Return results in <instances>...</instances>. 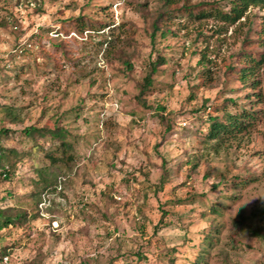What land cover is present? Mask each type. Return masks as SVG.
Segmentation results:
<instances>
[{"label":"rangeland","instance_id":"rangeland-1","mask_svg":"<svg viewBox=\"0 0 264 264\" xmlns=\"http://www.w3.org/2000/svg\"><path fill=\"white\" fill-rule=\"evenodd\" d=\"M165 11L163 0H0V102L20 119L0 109V129H11L1 144L22 154L11 178L0 174V207L28 213L0 229V264H195L200 255L198 264H264V239L253 234L264 233V63L256 86L227 66L264 51V8L227 28L164 22ZM81 15L108 27L71 33L68 59L24 56L41 37L64 40L63 21ZM204 53L213 78L202 82ZM161 55L168 62L152 72ZM230 98L229 110L255 109L259 119L222 145L206 142L208 107ZM29 125L68 129L71 169L50 167L56 142L36 146ZM44 167L58 189L36 207Z\"/></svg>","mask_w":264,"mask_h":264},{"label":"trees","instance_id":"trees-1","mask_svg":"<svg viewBox=\"0 0 264 264\" xmlns=\"http://www.w3.org/2000/svg\"><path fill=\"white\" fill-rule=\"evenodd\" d=\"M165 6V12L160 15V19L164 22H171L175 20H187L191 21H214L220 24L222 27H230L240 25L244 18H248L249 11L252 7L264 8V0H200L198 3H193L192 0H163ZM108 25L106 21L94 20L89 16L81 15L75 18L66 19L63 21V28L60 31L65 35V39L62 41H52L47 38L41 37L42 43L39 44L40 49L25 47L22 49L24 56L37 60L40 57L45 58L48 55H52L57 61L58 58L68 59L71 53V48L76 45V38L71 33L77 35H85V32L92 34H99L98 32L104 31ZM158 28V27H156ZM250 29L254 30V27L250 26ZM126 31L130 35H134L135 31L131 27H127ZM259 38L257 40L264 41V22L256 30ZM165 34V33H163ZM104 42V41H103ZM105 43L108 47V53L110 50H114L115 39L107 38ZM51 52V53H50ZM168 60L164 56H159L158 59L151 63L152 72L157 70V66L160 64H166ZM211 62L207 54L204 53L201 63L204 66V70L200 75L202 82L208 79H212V69L207 67V63ZM238 64H232L230 62L228 70L231 74L236 76L239 80L247 82L248 80L254 81L256 86L255 76L260 69L262 63H264V51L254 52L248 51L241 54ZM130 68L132 65L128 62ZM153 80L151 75H147L142 85V91L145 93L152 86ZM230 104H237L235 99L230 98L224 100L221 104L209 106L210 113L207 116L206 122L208 123V132L206 134V142L216 141L219 145L227 142L232 138H237L240 134L247 132L250 127L259 119L257 110L255 109H243L241 112H233L229 110ZM164 109V107H161ZM0 109H5L7 115L10 116L11 122L16 123L20 121L19 113L12 109L10 105L0 102ZM207 108L203 107V111ZM222 113V114H221ZM11 131L10 128L4 127L0 129V174L9 179L14 174L17 167V161L21 159V152L15 147H5L1 144V136L8 134ZM23 133L26 137L33 139L36 146H44L38 141L40 138H46L50 136L51 140L56 142V148L52 150H46V157L51 162L52 166L60 165L61 168L71 169L74 162L77 159L76 152L74 150L73 143L69 140L70 133L68 129L56 126V127H37L36 125H29L24 128ZM53 144V145H55ZM45 150V149H44ZM192 170L197 168V163L192 164ZM40 179H36V185L38 191L34 193V203L39 206L42 202V194L45 191L57 190L58 183L57 172L49 171L47 168L38 170ZM53 172V173H52ZM243 182V180H242ZM212 209L218 212V208L211 206ZM262 220L264 221V208L261 211ZM28 213H21L13 208L0 207V229L6 228L10 225L18 223L22 218L27 220ZM36 216V215H35ZM256 236L264 239V233L256 232ZM207 238H212L208 235ZM209 244V243H208ZM204 261L203 256H199V261Z\"/></svg>","mask_w":264,"mask_h":264},{"label":"built area","instance_id":"built-area-1","mask_svg":"<svg viewBox=\"0 0 264 264\" xmlns=\"http://www.w3.org/2000/svg\"><path fill=\"white\" fill-rule=\"evenodd\" d=\"M8 259V257H5V260H7Z\"/></svg>","mask_w":264,"mask_h":264}]
</instances>
